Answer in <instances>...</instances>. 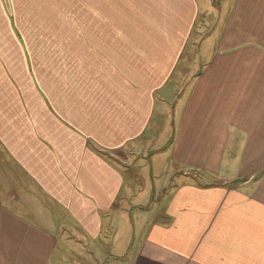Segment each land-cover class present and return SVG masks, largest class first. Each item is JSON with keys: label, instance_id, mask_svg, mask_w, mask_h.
<instances>
[{"label": "crops", "instance_id": "crops-1", "mask_svg": "<svg viewBox=\"0 0 264 264\" xmlns=\"http://www.w3.org/2000/svg\"><path fill=\"white\" fill-rule=\"evenodd\" d=\"M201 3L0 0V264H264V0Z\"/></svg>", "mask_w": 264, "mask_h": 264}, {"label": "rangeland", "instance_id": "rangeland-1", "mask_svg": "<svg viewBox=\"0 0 264 264\" xmlns=\"http://www.w3.org/2000/svg\"><path fill=\"white\" fill-rule=\"evenodd\" d=\"M200 1L202 2L201 10L197 17L196 23L194 25V28H195L194 33L192 37L190 38L191 40L189 43L190 49H188L187 54H186V57L188 59L191 58L193 60H196L197 58L198 59L201 58V55H202L201 47L204 48L205 44L209 45L212 41L218 40L222 27L225 24V20L227 19V14H225L224 11L227 9V4L229 8L231 2L234 0H200ZM214 30L215 32L212 34ZM205 58L206 57H203V59ZM189 69L190 67L182 64V66L178 70V80H177V83L175 82V85L177 87L176 91L178 93L177 98L182 96V94L184 93L185 86H186V80L188 79V76L190 75ZM161 141L163 142V139H161ZM113 160L118 161L120 159L114 156ZM150 164L151 163L149 162V167H150ZM153 174L154 176L156 175V169L153 170ZM150 183H153V184L155 183L158 186V178L153 177V182L150 181L149 179V182L147 183L146 187L149 186ZM129 196L130 194H124V197L126 199H128ZM134 196H135L134 199L136 200L137 204L147 205L149 203V199H148L149 193L147 191L145 193H140ZM142 213L143 212L141 211L140 212L133 211L132 215L134 216L135 220H137L140 218ZM144 214L151 217L153 215V212H145Z\"/></svg>", "mask_w": 264, "mask_h": 264}, {"label": "trees", "instance_id": "trees-1", "mask_svg": "<svg viewBox=\"0 0 264 264\" xmlns=\"http://www.w3.org/2000/svg\"><path fill=\"white\" fill-rule=\"evenodd\" d=\"M150 207V205H148V206H145V207H143L144 209H148Z\"/></svg>", "mask_w": 264, "mask_h": 264}]
</instances>
